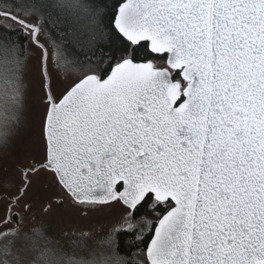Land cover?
<instances>
[{
	"label": "snow or ice",
	"instance_id": "obj_1",
	"mask_svg": "<svg viewBox=\"0 0 264 264\" xmlns=\"http://www.w3.org/2000/svg\"><path fill=\"white\" fill-rule=\"evenodd\" d=\"M69 27L99 70L45 93L49 167L140 214L147 264H264V0H92Z\"/></svg>",
	"mask_w": 264,
	"mask_h": 264
},
{
	"label": "rangeland",
	"instance_id": "obj_2",
	"mask_svg": "<svg viewBox=\"0 0 264 264\" xmlns=\"http://www.w3.org/2000/svg\"><path fill=\"white\" fill-rule=\"evenodd\" d=\"M5 11L40 27L53 96L91 72L63 56L39 14ZM0 20L16 22L1 15ZM27 30V53L22 57L14 51L0 61V264H128L118 250V233L143 227L129 208L120 202L81 206L46 167L24 177V170L47 161L43 50L33 41V30ZM138 258L147 264L146 254Z\"/></svg>",
	"mask_w": 264,
	"mask_h": 264
},
{
	"label": "trees",
	"instance_id": "obj_3",
	"mask_svg": "<svg viewBox=\"0 0 264 264\" xmlns=\"http://www.w3.org/2000/svg\"><path fill=\"white\" fill-rule=\"evenodd\" d=\"M92 0H0L2 10L17 9L25 12H36L40 15L43 30L56 43L63 56L71 63L83 66L89 71H98L95 63L100 53L93 54L85 49L79 50L68 35L73 26L86 24L90 15ZM25 26L14 23L9 25L0 20V61L15 54L23 57L27 53L30 42V34ZM91 57V59H89ZM141 213L151 218L150 213ZM135 220H140V214L133 215ZM141 228L125 229L118 233V250L128 259V264H146L138 258L140 254H146L143 245L139 242Z\"/></svg>",
	"mask_w": 264,
	"mask_h": 264
},
{
	"label": "water",
	"instance_id": "obj_4",
	"mask_svg": "<svg viewBox=\"0 0 264 264\" xmlns=\"http://www.w3.org/2000/svg\"><path fill=\"white\" fill-rule=\"evenodd\" d=\"M0 15L5 17H10L15 20L17 23L25 26L28 29L33 30V41L42 48L43 50V70L46 77V89L48 93V98L51 99L53 97V93L51 90V80L48 73V49L47 47L39 40L40 27L31 24L24 19L19 18L11 12L4 11L0 8ZM51 157L47 156V161L45 162V167L54 171L60 181V183L64 186L67 192L73 197L76 202H96V203H108L113 200V197L106 195L102 189L96 187L93 189H84L76 186L71 182H67L62 175L61 171H58V165L53 164V166L49 167V160Z\"/></svg>",
	"mask_w": 264,
	"mask_h": 264
},
{
	"label": "flooded vegetation",
	"instance_id": "obj_5",
	"mask_svg": "<svg viewBox=\"0 0 264 264\" xmlns=\"http://www.w3.org/2000/svg\"><path fill=\"white\" fill-rule=\"evenodd\" d=\"M47 156H48V154H47ZM44 165H45V162L42 163V164H39V165H38V163H37V165L35 164V166H34L33 168L30 167V168H27L26 170H24V173H25L24 177H25V179H26V180L28 179V174H29L30 172H33L34 170H38V169H40V168H43V167H45ZM93 203L96 204V202H77V204H80L81 206L88 205V204H93ZM98 204H99V203H98Z\"/></svg>",
	"mask_w": 264,
	"mask_h": 264
}]
</instances>
